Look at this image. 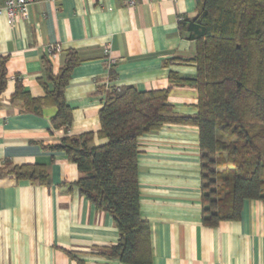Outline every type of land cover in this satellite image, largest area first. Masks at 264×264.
<instances>
[{
    "label": "crops",
    "instance_id": "0c3cea01",
    "mask_svg": "<svg viewBox=\"0 0 264 264\" xmlns=\"http://www.w3.org/2000/svg\"><path fill=\"white\" fill-rule=\"evenodd\" d=\"M194 14L195 0H32L13 25L0 14L7 79L0 163L43 165L49 175L46 186L0 176V264H124L103 255L118 242L111 216L78 193L75 165L48 147L88 133L93 145L104 144L96 134L107 89L141 93L166 89L171 73L194 78V45L177 28L179 18ZM51 46L59 49L48 57L53 75L65 51L79 60L63 92L71 110L67 133L51 130L54 108L24 114L10 101L15 78L32 98L44 96L41 59ZM167 100L177 116L196 114L193 87H172ZM198 140L196 127L165 125L137 141L139 214L149 229L151 264H264V202L245 201L236 221L202 225Z\"/></svg>",
    "mask_w": 264,
    "mask_h": 264
},
{
    "label": "trees",
    "instance_id": "16d2710c",
    "mask_svg": "<svg viewBox=\"0 0 264 264\" xmlns=\"http://www.w3.org/2000/svg\"><path fill=\"white\" fill-rule=\"evenodd\" d=\"M177 28L194 45L190 63L196 74L181 79L169 74V87L137 92L132 87L105 90L98 112L100 129L94 135L65 136L51 152H63L75 165L73 184L97 211L109 214L118 232L115 246L103 255L124 264H151L149 229L139 214L137 141L165 125L198 130L201 179V222L214 228L236 221L245 201L264 202V0H195L192 18L181 17ZM47 53L41 59L44 79L41 98H32L15 78L10 101L24 114L40 116L54 108L52 131L67 133L71 110L63 99L77 55L67 50L56 75ZM108 77L113 80L112 68ZM0 63V96L6 88ZM190 86L197 94L196 114L177 116L168 103L172 87ZM0 176L33 185H48L43 165L0 163Z\"/></svg>",
    "mask_w": 264,
    "mask_h": 264
},
{
    "label": "built area",
    "instance_id": "2783aa9c",
    "mask_svg": "<svg viewBox=\"0 0 264 264\" xmlns=\"http://www.w3.org/2000/svg\"><path fill=\"white\" fill-rule=\"evenodd\" d=\"M32 2V0H7L2 9H0V14L4 13L8 19L9 25H13L16 23L19 17H23L25 15L26 7ZM133 4V1L130 2ZM58 48L55 46H51L48 50V53H57ZM104 54H109V46L104 47ZM109 62L108 71L112 68V64Z\"/></svg>",
    "mask_w": 264,
    "mask_h": 264
}]
</instances>
